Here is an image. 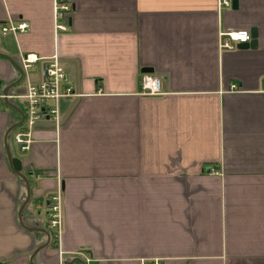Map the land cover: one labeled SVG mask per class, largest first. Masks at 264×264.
Here are the masks:
<instances>
[{
	"label": "crops",
	"instance_id": "obj_1",
	"mask_svg": "<svg viewBox=\"0 0 264 264\" xmlns=\"http://www.w3.org/2000/svg\"><path fill=\"white\" fill-rule=\"evenodd\" d=\"M69 2L56 31L54 0H0V95L10 86L23 109L15 96L43 78V59L25 75V54H58L75 91L60 124L43 120L29 149H10L31 188L21 215L26 183L5 149L21 115L0 96V264L84 263L78 251L93 264H264V0ZM9 18L27 30L3 34ZM253 27L256 47H219L222 30ZM145 68L162 93H143Z\"/></svg>",
	"mask_w": 264,
	"mask_h": 264
},
{
	"label": "built area",
	"instance_id": "obj_2",
	"mask_svg": "<svg viewBox=\"0 0 264 264\" xmlns=\"http://www.w3.org/2000/svg\"><path fill=\"white\" fill-rule=\"evenodd\" d=\"M219 9L232 7V0H217ZM71 13L69 0H54L55 28L56 31L66 30ZM28 25L25 22H18L9 18L1 24L3 34H17L27 30ZM219 47L222 50H236L239 44L251 40L250 31L247 29L222 30L219 32ZM39 59L45 60V73L40 81L34 82L27 80L25 91L19 94V99L23 104L24 120L13 133L14 143L21 151L29 149L34 127L43 120H54L56 124L60 122V101L74 95L73 87L67 82V74L61 66L58 54L49 57L39 58L36 54L22 55V67L26 76H28L33 64ZM141 90L147 95H157L162 93V80L152 73L142 72L140 75ZM264 87V81H263ZM5 97L3 94L0 95ZM11 97V96H10ZM218 173V172H215ZM59 185L56 192L49 198L48 205V225L54 231L57 242L61 240L64 229L63 204L60 196L63 191ZM63 252L61 251V255ZM76 255L84 259V264H93V260L84 252L78 251ZM63 263L60 258V264ZM158 264V263H157Z\"/></svg>",
	"mask_w": 264,
	"mask_h": 264
},
{
	"label": "water",
	"instance_id": "obj_3",
	"mask_svg": "<svg viewBox=\"0 0 264 264\" xmlns=\"http://www.w3.org/2000/svg\"><path fill=\"white\" fill-rule=\"evenodd\" d=\"M232 7L233 9H236L238 7V0H233L232 1ZM250 34H251V40L249 42L246 43H241L239 44V48H247V47H256L257 46V41H258V29L253 27L250 30ZM1 56H4L2 54H0ZM142 72L144 73H152L153 69L152 68H145L142 70ZM22 73V72H21ZM23 78V73L20 77V79L18 80V82H20V80H22ZM16 82V83H18ZM11 87L8 86L5 90H4V98H5V102L7 105H9L11 108L15 109L17 112H19V114L21 115V120L15 124H13L12 126H10L6 132V136H5V149H6V154L7 157L9 159V162L11 164L12 170L19 176L21 177L25 183H26V188H27V197L24 201V203L22 204L20 210H19V215H21V213L23 212L25 206L28 204V202L30 201L31 198V188H30V184L29 181L27 179V177L22 173V162L19 158L16 157H12L11 152H10V148L8 145V138L11 134L12 131H14L24 120V111L22 109H20L19 107H17L16 105H14L13 103L10 102L9 100V95H8V91ZM35 231H45V230H41V229H33ZM48 235V239L50 240V234L47 233ZM44 247V246H43ZM75 261H71V262H65L64 264H75ZM80 264H84L82 261H80Z\"/></svg>",
	"mask_w": 264,
	"mask_h": 264
},
{
	"label": "rangeland",
	"instance_id": "obj_4",
	"mask_svg": "<svg viewBox=\"0 0 264 264\" xmlns=\"http://www.w3.org/2000/svg\"><path fill=\"white\" fill-rule=\"evenodd\" d=\"M37 78H38V76L32 77L33 80H36ZM19 104H20L21 107L23 106L22 102H20ZM60 104H61V101H60ZM60 121H61V114H60ZM59 124H60V122H59ZM8 143H9L10 149L18 150L17 147H16L17 145H15V143H14V139L12 137V133L10 134V136L8 138ZM61 194L62 195L60 196V198H61V203L63 204V212H64V199H65V197H64V193H61ZM49 230H50L49 231L50 233H54V231L51 228H49Z\"/></svg>",
	"mask_w": 264,
	"mask_h": 264
}]
</instances>
